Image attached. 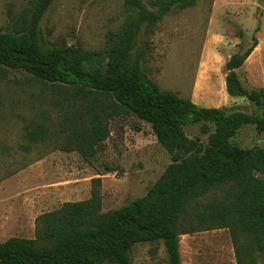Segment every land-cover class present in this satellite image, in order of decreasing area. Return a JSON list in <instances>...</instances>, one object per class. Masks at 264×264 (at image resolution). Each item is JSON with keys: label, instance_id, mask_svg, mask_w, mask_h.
Returning a JSON list of instances; mask_svg holds the SVG:
<instances>
[{"label": "trees", "instance_id": "trees-1", "mask_svg": "<svg viewBox=\"0 0 264 264\" xmlns=\"http://www.w3.org/2000/svg\"><path fill=\"white\" fill-rule=\"evenodd\" d=\"M51 2L27 0L19 14L8 13L0 28V79L21 71L62 89L70 103L67 141L59 144L64 151L89 160L108 135L104 119L132 113L149 123L170 162L144 195L116 209L102 211L93 190L88 199L42 212L33 238L0 242V264H131L133 245L154 241L162 242L168 264H181L178 236L217 227L229 229L237 264H257L256 255H264V146L240 147L231 139L246 124L264 132V115L197 105L161 89L143 67L156 22L173 6L196 0H124L121 25L97 49L43 39L39 23ZM251 39L226 60L224 82L228 95L259 103L264 88L246 89L236 72L257 45ZM191 122L208 133L205 143L185 134L183 125ZM39 133H45L40 122L26 129L29 139ZM221 187L222 195L208 198ZM238 232L243 245L236 244Z\"/></svg>", "mask_w": 264, "mask_h": 264}, {"label": "rangeland", "instance_id": "rangeland-1", "mask_svg": "<svg viewBox=\"0 0 264 264\" xmlns=\"http://www.w3.org/2000/svg\"><path fill=\"white\" fill-rule=\"evenodd\" d=\"M261 1L196 0L185 8L173 6L147 37V76L197 105L264 115V95L259 103L230 96L224 82L226 60L246 49L254 35L257 45L236 72L246 89L264 88ZM123 2L52 0L39 23L43 39L58 46L101 48L106 34L117 30L126 15ZM26 5L27 0H0V28L7 26L9 12L17 15ZM69 111L62 89L54 85L30 81L26 73L12 70L0 79V242L33 238L39 214L65 201L88 199L93 190L101 197L102 211L127 204L144 195L170 162L149 123L132 113L104 119L108 135L89 160L77 151H64L59 144L67 141ZM37 122L45 133L29 139L26 129ZM183 129L187 136L207 141L200 122ZM231 140L240 147L264 146V132L246 124ZM224 188L208 198L222 195ZM178 239L181 264H237L226 227L182 233ZM236 240L246 243L240 232ZM256 263L264 264V255H256ZM131 264H168L162 242L134 244Z\"/></svg>", "mask_w": 264, "mask_h": 264}, {"label": "water", "instance_id": "water-1", "mask_svg": "<svg viewBox=\"0 0 264 264\" xmlns=\"http://www.w3.org/2000/svg\"><path fill=\"white\" fill-rule=\"evenodd\" d=\"M259 4H260V5H264V1H261Z\"/></svg>", "mask_w": 264, "mask_h": 264}]
</instances>
